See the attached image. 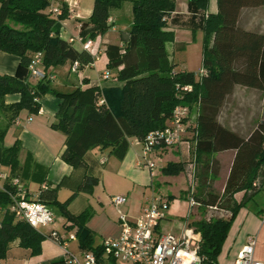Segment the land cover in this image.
<instances>
[{"label":"trees","instance_id":"16d2710c","mask_svg":"<svg viewBox=\"0 0 264 264\" xmlns=\"http://www.w3.org/2000/svg\"><path fill=\"white\" fill-rule=\"evenodd\" d=\"M126 0H95L88 20L81 25V36L95 40L107 33L114 24L108 19L115 9L122 8ZM133 21L128 29L124 45L108 44L107 66L115 70L119 84L78 88L61 92L51 86L52 78L47 70L73 64H91L95 56L78 48L61 35L62 21L69 17L68 8L56 16L50 12L51 0H0V50L21 58L16 75L0 73V109L10 113L6 127L0 130V140L22 110L37 114L42 98L47 93L61 96L57 121L52 124L66 135L62 159L70 166L78 167L87 159L89 151L100 147L111 149V154L124 159L131 146V138L142 139L149 132L166 127L174 109L180 102L191 107L200 104L195 127L196 180L199 190L193 193L202 205H223L232 211L229 218L218 217L199 220L194 225L201 231L203 264H220L218 256L229 231L246 201L237 203L238 191L250 190L260 165L264 162V123L246 138L223 126L219 110L226 96L236 84L255 87L264 91V31L242 27L239 16L245 7L264 5V0H218L219 12L201 18L200 28L205 34L203 68L200 75L189 70H177L170 58L168 44L175 41V32L167 30L166 17L174 8L173 0H131ZM210 0H189L193 15L206 11ZM195 35L196 29L193 30ZM43 52L45 78L38 82L29 79V66L36 52ZM192 84L194 90L179 96L178 85ZM19 93L21 98L6 103L5 97ZM101 100H104L101 103ZM22 143L17 140L11 146L0 145V164L8 166L12 176L23 180L46 181L47 170L38 164L31 153L21 165L19 154ZM236 149L237 154L224 193L218 194L209 187L213 175L219 172L211 154ZM98 162L90 164L81 191L93 193L99 184L96 173ZM183 161L169 162L162 168L164 174L179 175L185 169ZM212 175V177H211ZM217 175V174H216ZM78 195L75 192L64 202L56 201L71 224L66 228L76 230L79 247L94 251L99 259L102 243L97 244L95 233L88 226L92 209L87 207L78 214L68 209ZM11 195L0 191V259L12 254L11 244L19 241L18 250L29 256L42 253L45 235L25 221L16 220L8 206ZM170 198V197H169ZM171 199V198H170Z\"/></svg>","mask_w":264,"mask_h":264},{"label":"crops","instance_id":"0c3cea01","mask_svg":"<svg viewBox=\"0 0 264 264\" xmlns=\"http://www.w3.org/2000/svg\"><path fill=\"white\" fill-rule=\"evenodd\" d=\"M173 1L174 8L169 11L166 17V29L175 32V41L168 44L170 58L175 62V53L179 49H186L190 40L196 39L199 33L203 34V30L200 28L201 18L210 13H218L219 4L218 0H210L206 11L193 15L189 8V0ZM91 2L93 4L91 3L92 5L85 9L86 13L79 9L78 4V8L76 7L75 11L62 21L61 35L64 38L69 40L72 36L80 34L82 22L88 20L92 14L95 0H91ZM120 9L112 11L111 16L114 18L113 28L93 40L94 49L98 51V56L93 63L80 66L77 71L71 70V64L52 67L47 70L52 78L51 86L53 88L61 92H71L78 88L84 89L92 85L105 87L119 84L118 79L115 77V70H111L107 66L106 48L108 44H119L122 46L127 41L128 29L132 23L129 17L131 10L128 8V17L126 19L123 14H120ZM121 17L126 20L123 23L124 25H119L117 22ZM238 23L249 30L264 31V5L243 8ZM194 29L197 30L195 38ZM74 45L82 48L80 43H74ZM20 63L21 58L18 55L5 53V51L0 50L1 74L16 75L19 72ZM105 70H111V79L104 80L102 78ZM30 72L27 73L29 79L35 83L38 82V80L31 77ZM20 98L21 95L19 93L9 94L5 97V101L6 103H13ZM62 101L63 98L61 96L47 93L42 98V107L37 114L22 110L11 126H9L2 144L11 146L17 140H20L22 143V149L19 154L21 165L26 162L28 154L31 153L34 160L47 170L46 181L44 182L22 179L28 190L27 195L30 198L37 199L39 197V199L44 200L52 207V203L56 201L64 202L75 192H78V195L71 201L68 208L70 209V206L74 205L75 207L77 205V209L74 210L75 212L73 211L74 214L80 213L87 207L92 209L93 213L88 221V226L95 233L96 243L100 244L105 238L117 236L120 232L119 212H117L111 200L113 195L126 194L128 196L124 211L130 217L135 218L142 213L149 201L156 194H159V189L154 186L155 180L152 178L149 169L146 166H139L143 147L137 142V137L131 138V146L124 159H119L112 155L110 148L104 150L97 147L89 151L87 159L76 168L65 162L62 159V153H64L65 149L66 135L52 127V124L57 121ZM199 105L196 103L192 107L189 133H187L188 135L183 143L194 142L196 145L194 134L200 113ZM194 110L195 112L193 113ZM218 120L223 126L241 136L250 137L259 125L264 123V91L255 87L236 84L233 91L223 101L219 110ZM182 144L166 149L161 154L163 158L165 154L171 156L167 163L162 164V168L169 162L183 161L180 156L182 154ZM236 154V149H227L211 154V160H216L219 167L217 175H213L211 191L221 195L224 193ZM94 162H98L95 169L97 174L100 172L99 167L106 165L104 172L102 171L105 175L102 172L99 174L100 182L95 186L93 193L83 192L81 188L86 179L89 166ZM194 164L195 166L197 165L196 157ZM0 172H5L12 176L8 166L0 164ZM113 179L117 184V188L111 190L110 187L113 185L111 180ZM0 181L2 182V180ZM254 181L259 182L258 188L252 186V189L238 191L234 195L237 203L246 201V204L239 209L220 255L223 260L225 258L231 260L230 263L226 261L228 264H233L238 251L251 235L257 237L256 257L264 262V162L260 165ZM220 182H222V187L216 190V185ZM100 186L105 190L109 189V193L99 194L98 189H100ZM212 187H215V190ZM183 190L185 198L186 196L188 198L189 196L185 194L188 189ZM55 218L54 223L50 226L42 227L39 231L45 235L40 255L29 256L24 254L21 250H18L19 241L17 240L11 244L12 254L6 259H0V264H64L62 245L49 238L48 234L53 229L60 230L61 233L67 235L73 232L76 233V230L66 228L65 224H71V222L67 221L63 213L60 219L57 216ZM162 227L165 230H169L163 225ZM184 227L185 225L179 230L181 231ZM170 230L173 231L172 228Z\"/></svg>","mask_w":264,"mask_h":264},{"label":"built area","instance_id":"2783aa9c","mask_svg":"<svg viewBox=\"0 0 264 264\" xmlns=\"http://www.w3.org/2000/svg\"><path fill=\"white\" fill-rule=\"evenodd\" d=\"M77 4V3H75ZM72 0H51L50 12L56 16L64 13V8H68L69 14L75 11ZM109 23L114 24L112 16L108 19ZM71 43H80L82 47L90 51L95 59L98 51L94 49L92 39L85 40L81 34L72 36ZM80 63L76 61L71 65L72 71L79 69ZM30 75L36 80H42L46 76L43 67V52L39 51L33 55L29 66ZM200 75L207 74V69L202 68ZM102 78L108 80L112 78L111 70H105ZM179 96L183 97L186 93L192 92V84L178 85ZM104 100H101V103ZM192 107L180 102L168 120L166 127L149 132L142 139H137L143 147V154L139 161V166H146L152 178L157 175L159 164L157 160L161 154L169 148L177 147L186 140L189 133V120ZM104 162V160H103ZM196 166L192 174L193 184L189 195L191 210L201 207L202 204L194 197V182L196 178ZM0 191H6L11 195V203L8 209L14 213L16 220L25 221L37 230L42 227L50 226L56 220L52 207L42 199H32L29 197L22 179L19 176H10L5 172H0ZM258 181L253 182V187L258 188ZM46 187V186H44ZM112 203L118 208L120 232L117 236L105 238L102 242L103 253L101 258L92 250L74 252L69 247V238L76 239V233H71V237L65 233L53 229L48 237L64 247V264H100L101 260H124L134 264H203L205 256L201 254L203 236L196 226L190 223L179 231L165 230L162 222L167 219V210L170 207L168 195L156 194L144 208L142 213L132 218L122 209L128 202L126 194H116L111 197ZM213 211H221L220 217L232 215L230 209L220 208L216 205H208ZM213 213L208 218L211 220ZM247 242L238 251L233 264H264L256 257L257 237L249 236Z\"/></svg>","mask_w":264,"mask_h":264},{"label":"rangeland","instance_id":"374dc122","mask_svg":"<svg viewBox=\"0 0 264 264\" xmlns=\"http://www.w3.org/2000/svg\"><path fill=\"white\" fill-rule=\"evenodd\" d=\"M63 1V0H60ZM73 4L77 3L74 5V7L78 8V4H79V9H81L83 11V13L85 12V9H87V7H90L93 3L91 2V0H72ZM92 3V4H91ZM128 8H130L131 13L129 14L130 20L133 21V3L131 0H128L123 7L120 9V14H123L126 19L128 17L127 15V10ZM72 14V13H71ZM126 20L121 17V19H119V21H117L119 23V25H124L123 23ZM263 29V28H262ZM203 30V29H202ZM197 32V30H196ZM194 34V33H193ZM190 36H192L190 34ZM196 36V33L194 35V38ZM205 34L203 31V34L199 33L198 37H196V39L194 40H190V42L187 44L186 49H179L176 53H175V64H177L176 69L177 70H189V71H194L196 73V77L197 79L200 78V70L203 67V61H204V43H205ZM195 112V110L193 111V113ZM10 114L9 112L6 113L5 110L0 109V130L4 129L6 127V124L9 120ZM3 142H1L0 140V145ZM181 152L182 154L181 159H183V162L185 163V169L184 171L179 174V175H168V174H164L162 172V164L163 163H167L168 159L171 158L170 155H164L161 156L158 160L157 163L159 164V168H157L156 172L157 175L154 178L155 180V187H157L159 189V194H163V195H168L171 199H170V207L167 210V219L166 221H163L162 225L166 228V229H171L173 231H177L179 232L180 228H182L183 225H187L188 223H190V226H193L196 221L199 220H209L208 216L210 213H213V218H218L221 215V211H213L211 212V209H209L207 206L202 205L201 207H195L194 211L192 213H190L191 210V206H190V200L189 197L185 198L183 192V189H188V191H186V195H190L191 194V188H192V184H193V173H194V163H195V144L194 142H185L182 144L181 146ZM106 168L105 166H101L99 167V171L98 175ZM197 165H196V171H197ZM103 175H105V173H103ZM101 174V175H102ZM102 177V176H101ZM21 178V177H20ZM22 179V178H21ZM112 179V178H109ZM23 181V180H22ZM24 182V181H23ZM148 182V181H147ZM111 183H113V185H111V190L116 189L117 184L116 182L113 180H111ZM199 180H195L194 182V192L197 193L199 190ZM103 186V184H102ZM102 186H100V189H98V193L100 194H108L110 191L109 189H104ZM114 186V187H113ZM213 186V185H212ZM220 187H222V182L218 183L216 185V190L219 189ZM211 190V185L209 187H206L204 190ZM213 190H215V187H212ZM116 195V194H115ZM71 197V196H70ZM114 205V204H113ZM115 206V205H114ZM77 205H72L70 206L69 211L71 213H74L77 209ZM220 208H224L227 209V207L223 205H219ZM117 212H118V208L115 206ZM122 209H124V206L122 207ZM52 210L53 213L57 216V218L60 219V217H62V209L58 204L52 203ZM74 211V212H73ZM2 215V212L0 211V217ZM55 216V217H56ZM230 216L224 217V218H229ZM195 226V225H194ZM175 229V230H174ZM60 231V230H59ZM71 234H69L68 237ZM78 240V239H77ZM76 239H71L69 238V247L71 250H73L74 252H79L81 247L79 246V242ZM99 240V238H98ZM63 249V253H64V247L62 246ZM222 254V253H221ZM220 254V255H221ZM218 256L219 259V263L220 264H228L227 262H231V260L225 258V260L221 259V256ZM227 261V262H226ZM100 264H134L133 262L130 261H124V260H109V259H103L101 260Z\"/></svg>","mask_w":264,"mask_h":264}]
</instances>
